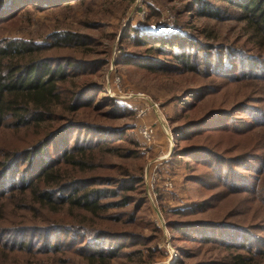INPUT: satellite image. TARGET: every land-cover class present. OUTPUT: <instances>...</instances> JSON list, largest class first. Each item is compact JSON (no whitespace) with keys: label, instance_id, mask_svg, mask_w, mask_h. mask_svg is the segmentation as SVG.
Returning <instances> with one entry per match:
<instances>
[{"label":"trees","instance_id":"obj_1","mask_svg":"<svg viewBox=\"0 0 264 264\" xmlns=\"http://www.w3.org/2000/svg\"><path fill=\"white\" fill-rule=\"evenodd\" d=\"M62 1L65 0H0V19L11 17L17 8L25 4L43 8ZM185 1L183 7L175 11L178 18L180 14L186 17L201 15L211 18H219L223 14V9L209 0ZM222 1L238 9L237 16L244 22L250 33L257 37V41L252 44L264 46V0ZM145 4L146 7H152L148 0ZM165 21L164 19L160 25L167 22ZM166 26L150 30L149 34H145L146 36L139 35L134 27L130 29L134 31L133 38L136 43L146 45V51L152 50L150 54L168 53L172 56L173 62L161 65L164 71L200 70L193 62L195 60L189 59L187 53L177 54L173 52V48L188 46L193 50H206L216 46L200 41L191 32L182 30L179 25ZM198 33L210 37L209 33H204L202 30ZM182 35L186 38H182ZM84 42L83 35L69 29L51 31L48 37L42 40L20 37L0 39V126L9 123L8 126L12 131L18 128L25 130L23 136L16 138L17 145L11 143L0 153V264H12L9 261L10 258H16L18 254L23 257L26 255V258L27 255L54 254L65 249L81 256L79 264H110L113 257L122 254L123 245L141 240L138 239L139 235L136 232L111 229L102 225L109 223V220L102 216L101 211L131 201L129 194L126 193L127 189L137 187L142 192L141 196L135 199V205L139 206L142 203H150V199L156 201L157 197H160V191L166 188L164 179L159 177L154 182V188H148L147 192L143 169H139L136 173L130 172L125 167V172H122L125 176L121 177L103 173H87L96 166L105 169L115 166L110 162L97 160L99 151L128 153L131 148L121 150L116 144H106L108 141L128 138L126 134H122L123 136L118 134L119 136L114 137V132L108 133L112 127L111 124L99 121L88 122L77 117V114L82 111L94 112L96 116L103 118L125 115V103L114 96L97 95L95 93L97 83L89 78L90 74H95L105 62V57L89 61L74 59L68 54L56 58L41 54L44 49L55 46H75L77 43ZM150 54L127 56L125 61L149 69L153 67L151 61L155 58ZM257 54H251L253 62L247 66L255 69L253 72L249 71L246 76L256 79L255 84L262 95L260 100L264 101V50ZM217 55L215 51V62L208 60V63L216 65L217 62L222 67V71L228 70L231 65L227 66V61L216 59ZM236 55L240 54L237 52ZM183 90L177 98L179 104L185 106L188 112L197 105V101L202 98L205 90L200 86L186 87ZM134 104L133 102L127 105L132 113H134L132 109ZM243 104L239 102L236 106L245 107ZM253 109L259 111L249 113L246 110L245 113L249 115V119L234 116L239 118L237 123L220 121L209 124L208 118L226 111L214 108L196 119L188 118L169 129L171 133L173 132V140H177L176 137L183 133L185 136L183 135L182 138L187 141L196 135L207 140H210L209 135L216 136L213 142L205 140L200 143L191 142L183 145L179 150L189 155L194 161L212 167L217 175L216 178L226 183L236 193L242 190L250 193L256 189L257 185L260 188L264 186V140L262 139L264 137V105ZM202 125L207 127L202 128ZM134 126L133 122H123L118 128L122 127L121 130H123ZM193 127L199 130L190 132L194 129ZM136 131L140 140L146 142L137 129ZM231 134L239 136L236 142L227 141ZM109 136L110 139H108ZM245 138L246 143H242ZM230 152L232 155L229 154ZM204 153H208L216 161L215 167L210 160L201 155ZM249 157L253 159L247 160ZM231 164H237L240 167L233 170L238 175L237 178L247 176V185L236 183H244V180L236 179L233 173L223 171L224 167L228 170L232 168ZM155 169L158 173L160 166H155ZM224 172L225 178H221ZM147 173L150 174L151 171ZM213 193L210 196H213ZM110 196L119 197L116 200H101L103 197ZM207 200L209 197L194 202L193 205L184 207L186 210L177 206L174 208L175 213L201 212L209 206ZM33 218H38L41 222L37 223L32 220ZM114 220L115 218H112V221ZM163 221L166 228L168 226L185 236L181 237L183 239H180L181 241L190 238L195 243L219 242L224 247L234 246L245 249V252H227L223 261L228 264H264L263 255L255 257L262 252V248L249 249V246H244L243 239L239 241H237L239 238L230 239L229 233H240L232 229L234 227L225 220L186 221L165 218ZM185 225L192 227L195 225L196 228L193 227L195 234L184 233ZM151 226L161 236L160 224L151 223ZM49 230H57L65 234L62 238L60 235L52 236L46 234ZM82 230L86 231L78 232ZM18 234L22 237L17 239L8 237ZM178 235L173 236L170 242L176 240ZM101 239L106 240L105 243L101 242ZM148 247L155 253L160 249L155 243ZM177 249L181 250L178 246ZM132 250L128 255L138 252L139 249ZM149 252L145 255L146 259L139 258L143 264L151 261L153 255ZM213 262L214 260L201 264Z\"/></svg>","mask_w":264,"mask_h":264},{"label":"rangeland","instance_id":"obj_2","mask_svg":"<svg viewBox=\"0 0 264 264\" xmlns=\"http://www.w3.org/2000/svg\"><path fill=\"white\" fill-rule=\"evenodd\" d=\"M209 1L223 9L221 17L211 18L201 15L186 17L180 14V18H178L175 11L183 7L185 0H148L152 4L150 8L146 7V0H65L43 8L25 4L17 8L11 17L0 19V39L20 37L42 40L48 37L51 31L69 29L83 35L84 41L87 42L69 47L55 46L44 49L41 51L44 56L56 58L68 54L74 59H88L89 61L105 57V62L95 74H90L89 78L97 83L95 86L97 95L114 96L125 103V115L116 118L106 116L103 118L96 116L94 112L82 111L77 114V117L88 122L99 121L111 124L112 127L108 133L114 132V137L119 136L118 134H126L128 138L108 141L106 144H116L121 150L125 148H131V150L128 153H117L121 151L113 152L111 150L103 153L99 151L97 160L110 162L115 166L108 167V169L96 166L87 173H103L121 177L125 176L122 173L125 172V167L130 172L136 173L139 169H143L147 192L148 188H154V182L159 177L164 179V185H166V181L171 183L160 191V197H157L156 201L150 199L148 204L135 205V199L139 195L141 196L142 192L137 187H133V189L126 190L131 201L101 211L102 216L109 220V223L102 225L111 229L136 232L139 235L138 239L141 240L137 243L130 244L128 242L123 245L121 247L122 254L113 257L110 264H143L139 258L146 259L145 255L150 251L148 246L153 243L160 249L157 253L151 249L149 253L153 257L147 264H201L212 260L215 264H228L223 261L227 252H245L243 248L224 247L219 242L195 243L190 238L181 241L183 240L181 237L185 236L168 226L166 228L163 221L165 218L186 221L193 219L225 220L234 227L232 229L240 233H229L230 239L237 240L239 238L237 241L243 239L244 246H249V249L262 248V252L255 257L261 254L263 255L262 260H264V186L260 188L257 185L256 189L250 193L246 190L236 193L226 183L216 178L217 175L212 167L194 161L189 155H185L183 151L179 150L183 145L191 142L200 143L202 140L213 142L212 140H215L216 136L209 135L210 140H207L196 135L187 141L182 138L183 133L179 136L177 134V140H173V132L171 133L169 129L188 118L196 119L214 108L226 111H221V113L208 118L209 124L220 121L237 123L239 118L234 116H243L244 119H249V115L245 113L246 110L249 113H255L259 110L253 109L254 107L264 105V101L260 100L262 95L259 92V87L255 84L256 79L246 76L249 71L253 72L255 69L247 66L253 62L251 54L262 53L264 46L259 47L252 44L257 41V37L250 33L244 22L237 16L236 13L239 11L235 6L222 0ZM164 19L167 21L164 24L174 27L179 25L182 30L191 32L200 41L216 46L215 48H206V50H193L188 46L173 48V52L177 54L187 53L189 59L195 60L193 62L200 70L164 71L165 69L161 65L173 62L172 56L168 53L150 54L152 50L146 51V45L136 43L133 38L134 31L130 28L134 27L139 35H145L150 30L166 26L160 25ZM199 30L209 33L210 37L201 35L198 33ZM182 38H186V36L182 35ZM215 51L218 54L216 59L227 61V66L231 65L228 70L222 71V67L217 62L216 65L208 63V60L215 62ZM237 52L240 55H236ZM144 54L155 56L151 61L153 67L145 69L125 61L127 56H142ZM195 86L204 87L205 92L202 94V98L197 101V105L187 112L185 106L179 104L177 97L186 87ZM133 102L135 106L148 105V108L142 115H136L127 106ZM239 102L244 103L245 107L236 106ZM150 106L154 109L152 110ZM123 122H133L135 126L121 130L122 127H118ZM161 122L166 124L168 132H165ZM141 123L152 128L153 138L150 143L141 141L137 134L136 129L138 130ZM8 124L0 126V153L11 143L17 145L16 138L23 136L25 132L23 128L12 131ZM196 127H193L194 129L190 132L199 130ZM205 127L207 125L202 128ZM119 129L120 131H118ZM167 134L170 136L171 146ZM238 137L237 134H231L227 141L236 142ZM262 139L264 140V137ZM242 143H246V138ZM242 151H244L243 148ZM229 154L232 155V152ZM201 155L210 160L214 167L216 166V161L208 153ZM223 156L225 155L223 154ZM252 159L249 157L247 160ZM158 165L160 170L157 173L155 166ZM230 166L232 168L228 170L224 167L223 171L226 170L233 173L235 177L238 176L233 170L240 169V167L237 164ZM147 171H151V173L148 174ZM8 173L5 174L6 178ZM221 178H225V172ZM246 178V175L241 178L236 177V179L244 180V183H236L247 185ZM212 193L214 195L210 196ZM207 196L209 197L207 200L209 206L203 211L175 213V207H188L194 202L207 199ZM118 197H103L101 200H116ZM112 218L115 220L112 221ZM32 220L37 223L41 222L38 218ZM159 221L161 236L151 226V223L159 225ZM193 227L185 225L183 232L194 235ZM84 231L86 230L78 232L84 233ZM46 234L60 235L62 238L65 233L49 230ZM177 234H179V240L177 238L170 242V239ZM8 237L17 239L22 235H9ZM100 241L105 243L106 240L101 239ZM177 246L181 250H178ZM132 249H139V253L134 252L128 255L133 251ZM25 256L18 254L16 258L11 257L9 261L12 264H79L81 259L79 254L69 249L60 250L54 254H34L27 255L26 258Z\"/></svg>","mask_w":264,"mask_h":264},{"label":"built area","instance_id":"obj_3","mask_svg":"<svg viewBox=\"0 0 264 264\" xmlns=\"http://www.w3.org/2000/svg\"><path fill=\"white\" fill-rule=\"evenodd\" d=\"M152 109H154L152 106H150ZM148 108V105L145 106H132V109L134 110L136 115H142L145 110ZM138 132L141 134V136L144 138V140L146 142H150V140L152 139L153 135H152V128L151 126L141 123L138 126ZM171 183L169 181H166V185H170ZM160 224V221H159ZM161 225V224H160Z\"/></svg>","mask_w":264,"mask_h":264},{"label":"water","instance_id":"obj_4","mask_svg":"<svg viewBox=\"0 0 264 264\" xmlns=\"http://www.w3.org/2000/svg\"><path fill=\"white\" fill-rule=\"evenodd\" d=\"M161 123H162V122H161ZM162 126H163L165 132H168V131H167L166 124H164V122L162 123ZM168 135H169V134H167V136H168ZM168 139H169V145L171 146L172 144H171V141H170V136H168ZM162 226H163V224H162Z\"/></svg>","mask_w":264,"mask_h":264}]
</instances>
